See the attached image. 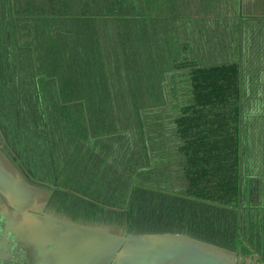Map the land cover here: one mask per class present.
I'll list each match as a JSON object with an SVG mask.
<instances>
[{
  "label": "rangeland",
  "instance_id": "obj_1",
  "mask_svg": "<svg viewBox=\"0 0 264 264\" xmlns=\"http://www.w3.org/2000/svg\"><path fill=\"white\" fill-rule=\"evenodd\" d=\"M82 1L0 0L6 11L11 43L8 59L1 22L0 129L8 148L16 151L24 163L25 160L28 162L29 166L25 163L27 169L34 176L56 184L59 202L76 208L90 209L89 205L111 203L125 205L130 216L143 222L181 223L195 228L210 225L208 217L217 219L218 214L224 216L223 221L232 216L238 222L233 214L234 211L236 216L239 215L238 204L222 207L218 211V207L210 203L196 205L182 180L176 177V172L170 171V158L165 154L159 161L155 160L163 151L158 146L160 131L155 128H147V132L139 130L133 106L128 102L123 105L125 99H119L135 96L146 104L151 102L150 98L160 100L158 86L164 77L166 88L162 95L169 98L180 96L185 79L180 69L177 68L178 75L175 72L174 58L178 60L175 63L192 57L205 64L236 59L238 67L243 65L241 68L245 72L247 87L260 88L263 85H258L257 77L251 73L259 65L264 68V60H260L264 52L258 49L259 44L264 46V31L261 32L260 24L255 21L249 23L234 17L239 18V14L243 13V16L256 17V21H261L264 10L257 13L256 6H252L253 0H225L227 3L209 0L207 4L203 3L199 8L201 12L216 14L213 10L215 4L230 14L229 33L233 43L228 46L234 47L231 51L225 46L223 38L226 20L218 23L214 18L209 19L207 26L202 28H198L192 20L185 25L176 18L182 8L167 9L168 0H149L144 4L146 14L142 33L145 41L141 47L145 73L143 81L140 78L142 84H129L127 79H122L128 78L127 75L121 76L118 72V66L129 68L136 65L137 58L132 56V52L139 43L129 44L131 42L123 40L122 36L126 33L119 23H113L108 30L102 29L103 23L102 28L97 29L102 35L111 33V36L106 40L97 38V41L104 42L102 49L109 52L111 60L103 59L106 78L105 75L98 80L94 78L92 85L95 86H87L86 80L81 83L78 63L72 65L69 61L71 52L76 56L81 52L75 45H69L71 32L67 30V24L58 21V17H46L54 12L61 16L81 13V8L101 12L97 9L100 0H85L87 5ZM154 1L158 3V8H152ZM173 1L170 6H182ZM109 3L103 7H110ZM114 3L119 4L117 0ZM172 11L176 13L173 17ZM147 28H150L149 33ZM243 31L246 33V46L249 40L252 44L246 60L237 48L236 34ZM117 42L125 45L118 46ZM183 43H187L188 47H179L178 52L177 44ZM116 49L127 53L121 56L122 61L125 59L123 64L115 62ZM263 73H258V76ZM133 74L136 75V71ZM121 81L126 83L121 84ZM85 96H90L95 102L98 98H104V101L97 102L91 109L81 110L78 100ZM37 105L39 108H35ZM74 112L77 116L72 115ZM237 182L240 188L234 202L236 199L242 202L244 185L240 177ZM220 225L225 227V224ZM216 228L219 229L217 225Z\"/></svg>",
  "mask_w": 264,
  "mask_h": 264
},
{
  "label": "trees",
  "instance_id": "obj_2",
  "mask_svg": "<svg viewBox=\"0 0 264 264\" xmlns=\"http://www.w3.org/2000/svg\"><path fill=\"white\" fill-rule=\"evenodd\" d=\"M82 2L85 5L88 3L85 0ZM102 2L103 5H100ZM108 2H110V7L104 8L103 6ZM117 2L119 4L115 5L114 0H100L97 2V9L101 12L81 8V13L77 14L65 13L61 16L54 12L46 16L58 17V21L67 24L66 28L71 32L68 37L69 45H75L81 52L79 56L71 52L69 61L72 62V65L78 63L81 70V83L86 80L87 86H95L92 85L94 78L98 80L104 75L106 78V64H103V59L107 58L109 62L111 60L109 52L106 53L102 49L104 42L97 41V38L106 40L111 36V33L102 35L97 29L102 28L103 23L104 28L102 29L104 30L110 29L113 23H119V27L124 28L123 31L126 33L122 39L131 42L129 44L139 43V46L134 47L132 52V56L137 58L136 65H131L129 68L118 66V72L121 76L127 75L128 78L122 77V79L128 80L127 83L142 84L141 79L144 78L145 73L141 47V43L145 41V36L142 33L144 31L143 16L146 14L144 4L150 1L136 0L138 12L134 7L133 0H117ZM168 2L167 9L174 8L170 6L172 0H168ZM151 4L152 8H158L156 1ZM253 5L256 6L257 13L263 12L264 0H253ZM3 11L6 14L4 9ZM261 19L264 21V15ZM89 26H93L95 29L89 28ZM147 31L149 33L150 28ZM117 45L124 46L125 44L117 42ZM179 47L182 46L177 45L178 52L180 51ZM126 54V52L116 49L114 52L115 62L123 64L125 59L122 61L121 56ZM79 58L80 60L77 62ZM177 61L174 58L175 72L178 75L177 68L180 69L185 79V86L180 96L175 95L169 98V96L162 95L166 88L164 77L158 86V90L161 92L160 100L150 98L151 102H147V104L135 96L119 100L125 99L122 101L123 105H127L128 102L133 106L139 130L147 132V128H155L160 131L161 142L158 146L162 147L163 151L155 160L159 161L165 154L170 158L168 160L170 171L176 172V177L182 180L184 187L195 199L197 206L210 203L211 206L218 207L217 211L223 209L219 206L225 204L234 206V196L240 188L237 182L240 177L239 169H237L238 150L242 140L240 122L244 114V103L250 102L247 96L241 95L243 87L244 93L247 94V82L241 84L239 62L233 58L224 63L212 64L199 63L198 58H183L182 63H175ZM122 69H126V71ZM133 71H136V75L133 74ZM161 72L165 73L163 70ZM120 83L126 82L121 81ZM141 87L144 90L142 85ZM30 90L32 91L31 88ZM103 99L98 98L97 102H103ZM78 101L81 103V110L91 109L97 105V102L90 96H85ZM35 108H39V105ZM65 108L68 109V107ZM72 115L77 116V113L74 112ZM212 202L219 203V206ZM233 214L236 216L234 211ZM198 228L203 229L202 227Z\"/></svg>",
  "mask_w": 264,
  "mask_h": 264
},
{
  "label": "water",
  "instance_id": "obj_3",
  "mask_svg": "<svg viewBox=\"0 0 264 264\" xmlns=\"http://www.w3.org/2000/svg\"><path fill=\"white\" fill-rule=\"evenodd\" d=\"M55 185L27 169L0 129V264H264L238 214L230 247L189 224L140 221L125 205L99 204L89 214L59 202Z\"/></svg>",
  "mask_w": 264,
  "mask_h": 264
},
{
  "label": "flooded vegetation",
  "instance_id": "obj_4",
  "mask_svg": "<svg viewBox=\"0 0 264 264\" xmlns=\"http://www.w3.org/2000/svg\"><path fill=\"white\" fill-rule=\"evenodd\" d=\"M153 18H155V16H153ZM143 20L145 22V16ZM147 22L149 23V21ZM0 23L3 25L0 24V26H2L1 31L5 43L4 48L8 58L11 48L9 24L1 3ZM148 29L149 28L146 30ZM258 69L252 70L251 74L253 76H258L260 71H258ZM262 72L263 70L261 73ZM263 89L264 85L260 88L249 87L247 94L252 98H249L250 102L244 103V114L240 122L242 140L239 145L237 161V169H239L240 180L244 187L241 198L242 202H237L236 199L233 204L240 205L238 206V226L240 230L243 231V236L250 242L252 249L258 251L261 255H264V251L261 252L264 246V107L261 108L255 100L259 95L264 96ZM18 149L20 148L18 147ZM29 160L31 161L32 159ZM25 163L28 165L26 160ZM89 207L91 208L89 211L95 210L92 209L93 206L89 205ZM95 213L96 212L93 211L89 214ZM109 217L110 216L107 218ZM222 218H224V216L219 214L217 219H215L214 216H212V219L208 217L210 225L203 226L202 230L203 232L205 231L204 233H206V236L233 247L235 237L237 236V223L232 216L227 217L225 221H223ZM220 224H225V227H222ZM216 225L221 231L216 228Z\"/></svg>",
  "mask_w": 264,
  "mask_h": 264
},
{
  "label": "crops",
  "instance_id": "obj_5",
  "mask_svg": "<svg viewBox=\"0 0 264 264\" xmlns=\"http://www.w3.org/2000/svg\"><path fill=\"white\" fill-rule=\"evenodd\" d=\"M206 1H209V0H201V1H199V0H196V1L195 0H175L174 1L175 3H178V4H181L182 5L179 8L174 7L175 10L176 9L180 10L182 8V10H180L178 12L179 16L177 15L178 17H176V18L182 20L185 25L188 24V21H191L192 20L193 22H195V24H196V26L198 28H202L204 26H207V20H209V19H213L214 18V19H216L218 21V23H221L223 20H226L227 21V24H225V33H224L223 38L225 37V41H224L225 42V46L228 47V49L232 51V49L234 47H229L228 46V44L233 43V41L230 39V33H229V31L231 30V28L229 27V23H228V20L230 19V14L224 12L223 8L220 7V6H218V5H217L218 7H216L215 4H214V7H213V3L211 5H212L213 10H214V12L216 14H214V13L212 14V13H210L208 11H206V12L199 11V8L203 5V3H206L207 4ZM224 1L225 0H221V2H224ZM226 3L220 4V5L223 6ZM171 14H172V17H173V16H175L176 13H174L172 11ZM239 16H240L239 18H237V17H234V18L235 19H240L242 21H248L249 23H252V21H255V22H257V23L260 24V26H261L260 27L261 28V32L264 31V21H256L254 19V17L243 16V13H242V15L239 14ZM260 22H263V23H260ZM239 30H241V28ZM208 37L209 36H207L206 39ZM236 37L238 38L237 39V43L239 42L237 48H238V50L240 52V55L244 58V60H246V59H248L247 51L252 50L251 40H249V42L247 44L248 47H247L246 46V33L244 31L241 34H236ZM242 39H243V41H242ZM177 45H179V44H177ZM180 46H182V48L183 47H188V44L187 43H184L183 45L180 44ZM226 47H225V50H226ZM259 48H260V51L261 52H264V46H262V45L259 44L258 49ZM250 57L251 56H249V58ZM260 57H261L260 60L263 61L264 60V56L263 55H260ZM188 58L192 59L191 57H188ZM241 67H239V69L241 71L242 78H243V83H244V73L245 72H244V70ZM258 67L259 68H262L260 65ZM263 69L264 68L259 69L260 70L259 73H261V71ZM255 77H257V81L256 82H257L258 85H260V86L261 85H264V73H263V75H259V76H255ZM248 89H249V87H248ZM263 91H264V89H263ZM243 96H247L248 98H252V97L248 96V94H245L244 93V87H243ZM255 102L259 106H261V108H263L264 107V96H261V95L257 96Z\"/></svg>",
  "mask_w": 264,
  "mask_h": 264
}]
</instances>
